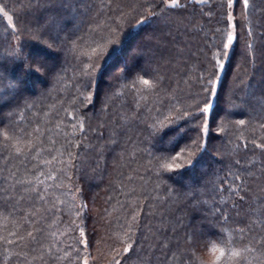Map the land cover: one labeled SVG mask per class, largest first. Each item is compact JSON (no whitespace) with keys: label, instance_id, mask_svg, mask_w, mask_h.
<instances>
[{"label":"snow or ice","instance_id":"6c2138e0","mask_svg":"<svg viewBox=\"0 0 264 264\" xmlns=\"http://www.w3.org/2000/svg\"><path fill=\"white\" fill-rule=\"evenodd\" d=\"M204 4L28 0L10 8L8 0H0V16L7 22L0 40V110L8 109L0 111V149L8 169L0 179V201L8 213L3 219L12 226L0 234V264H152L141 255L149 239L154 241L149 251L160 252L165 262L200 248L211 254L201 264H264V122L256 124L261 136L253 128L250 141L237 136L223 150L214 142L227 127L264 121V43L254 46L249 26L257 5L251 0ZM93 9L84 32L78 17ZM259 10L264 12V0ZM69 57L75 94L64 115L71 131L58 148L51 138L45 148L47 131L39 123L31 130V121L20 126L24 110L34 106L25 97L26 81L59 83L67 76ZM129 95L131 103L117 110L116 101ZM93 120L109 132L97 137L98 147L88 143L87 133L97 131ZM130 134L138 139L132 141ZM122 140L134 145V153L147 152L155 189L163 185L167 193L175 191L167 187L173 178L190 171L208 175L212 165H223L227 173L212 184L209 199L202 198L207 186L190 181L175 200L144 195L152 190L146 187L129 190L112 237L106 227L111 211L90 198L85 161L92 152L103 159ZM125 152L121 148V160ZM12 161L19 164L13 167ZM186 203L191 213H200L198 226L187 213L175 215ZM145 208L159 216L150 236L141 225Z\"/></svg>","mask_w":264,"mask_h":264},{"label":"trees","instance_id":"16d2710c","mask_svg":"<svg viewBox=\"0 0 264 264\" xmlns=\"http://www.w3.org/2000/svg\"><path fill=\"white\" fill-rule=\"evenodd\" d=\"M27 2L28 0H8L10 8H12L14 5L26 4ZM208 2L209 0H207L202 6L207 7ZM251 2L255 3L257 5V8L253 9L250 13L249 26L252 28V31L254 33L252 43L258 48L262 43H264V12L259 10V0H251ZM82 3H84L85 5H98L100 3V0H82ZM81 11H83V9H81ZM93 12L94 9L93 11L87 12L83 17H78V19H83V23L80 25V27L84 32L87 31V23L89 18L93 15ZM6 23L7 22L3 19V17L0 16V40L4 39L3 26H5ZM77 35H80V33L78 32ZM169 39H171V37H169ZM182 39L184 38L178 37V40ZM24 43L27 44L30 51L36 50L37 46L34 45L31 41L26 40L24 41ZM61 59H63V57H61ZM72 64L73 62L71 61V57H69L68 63L65 65L68 68L67 76L59 83L54 84L53 82H49L33 84L31 79H27L26 81L25 97L28 99L29 103H33L34 106L30 109L24 110L23 115L26 117V119L20 121V126L24 127L25 125H28L29 121H31L32 123L29 127V130H31V128H34L36 124L39 123L41 127L47 131V135L44 136L45 148L49 147L48 140L50 138L57 141L56 146L58 148L60 144H63L65 133L71 131V119L64 115V109L67 108L70 111L72 110V96L75 94V79L73 77ZM239 71L241 73V79H243V65H241ZM34 85L36 86L34 87ZM240 89L241 91L243 90V85H240ZM130 103V95L121 97L120 100L116 101V108L117 110H120L121 104H124L127 107ZM144 103L145 102L141 100V105H143ZM148 103L151 104L152 101L149 100ZM171 103L175 104L176 101H172ZM0 111L6 112L8 111V109L4 108ZM148 111V109L145 110L146 113ZM45 113H47L48 115L45 116ZM57 113L59 115H57ZM165 115H167V112H165ZM241 118L247 119L246 117L242 116L232 117L233 120ZM60 121H62V123H60V127L57 128L56 125ZM259 122L264 121H256L253 124H250L243 128H240L239 126H237L236 128L227 127L225 132L219 134V138L214 142L223 150L229 147V141H235L237 136L246 137L250 141L253 138V128H255V136H261V131L258 127H256V124ZM97 123L98 122L96 120H93L92 126L97 127ZM214 127L215 125H213V128ZM101 132H103L105 138L109 136V132L106 129H100L99 127H97L96 133H87V135L90 137L88 143L94 144L98 147L99 145L97 142V137L101 134ZM212 134L214 136L217 135L215 132H213ZM130 135H132V141H136L138 139L134 134ZM141 147H146V144L141 145ZM121 148L126 149L125 159L123 160H121ZM251 148L252 145L249 144L250 151L248 153V158H251L252 156ZM133 149L134 145L131 142H129L128 144H124L122 140L120 146H118L115 150L104 152L103 159H99L97 157V154L95 152H92L89 153V159L85 161L87 165L85 170L87 171L88 177L90 178L88 180L90 198H94L99 207H108L111 211V217L109 218L106 227L110 229L109 235L112 237H114L115 234L119 231L118 224L120 221H118L116 218L121 217L122 219L120 207L121 205L126 204V202L128 201L129 197L127 195V192L129 190L135 189L139 191L142 187H146L152 190L145 192L144 195L153 198L164 197L165 199H169L170 197L172 200H175L177 196L186 191V189L182 188L181 185H183L185 181H190L191 183L196 184L197 187L207 186L206 192L208 194L204 195L202 198L209 199L212 184H218L219 181L224 179L227 173V169H225L223 165H212L208 175H202L200 173V170H197L196 172L190 171L183 176L173 178V181L169 182L167 184V187L174 188L175 191L172 193H167L165 191V186L163 185L160 189H155V184L158 181L149 168V157L147 155V152L144 151L140 153H134ZM0 153H2L0 154V169H2L0 170V179H2V177L7 174L8 169L3 167V155H6V153H3L2 149H0ZM52 154L56 155V152L53 151ZM45 158H47V156ZM81 158L83 159V157ZM208 163L210 164L211 162ZM18 164V161L11 162V166L13 167ZM97 164L99 165V167H97ZM27 167L30 168L32 167V165L29 164L27 165ZM53 167H59V165H53ZM205 167H207V165H205ZM141 177H143L142 180ZM75 179L76 177L74 176L73 180L75 181ZM113 189H115V191H113ZM194 195L199 196V193H196ZM225 195H227V193H225ZM108 197L111 198V203L109 205H105L104 201ZM154 203L156 204L157 209H159L161 206V201L157 199L154 201ZM2 204L3 202L0 201V212H3ZM144 213L145 215L142 218L141 225L144 234L146 236H150L151 230H154L159 216L158 214L156 216L148 215L147 208L144 209ZM182 213L188 214L186 216V219H193V225H199L200 213H191L190 209L187 207V203L182 209V212H177L175 213V215L180 216ZM232 214L234 216L235 212H233ZM7 215V212H3V214L0 215V234H4L5 229L11 230V223L6 222L3 219V216ZM68 219L69 218L67 216L64 217L65 222H67ZM94 219L95 217L93 216L92 220L89 221L90 226ZM100 234L101 236L104 235L103 232H101ZM179 235L182 236L183 232L179 233ZM207 239H214V237H207ZM153 242L154 241L151 239L146 240L144 251L141 253L143 257L150 258L152 264H201V261H205L211 256V254L206 249L198 248L195 251H189L187 255L181 256L178 253L174 261L165 262L163 261V255L160 252L152 253L149 251V245ZM173 243H175V241H173ZM168 255L171 256V252H169ZM2 259L3 251L2 248H0V261H2ZM132 259L134 261L136 257H133Z\"/></svg>","mask_w":264,"mask_h":264},{"label":"rangeland","instance_id":"374dc122","mask_svg":"<svg viewBox=\"0 0 264 264\" xmlns=\"http://www.w3.org/2000/svg\"><path fill=\"white\" fill-rule=\"evenodd\" d=\"M207 0H205V2H206ZM36 85H34V87H35Z\"/></svg>","mask_w":264,"mask_h":264}]
</instances>
